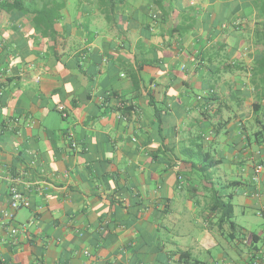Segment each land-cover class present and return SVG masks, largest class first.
<instances>
[{
	"label": "crops",
	"instance_id": "0c3cea01",
	"mask_svg": "<svg viewBox=\"0 0 264 264\" xmlns=\"http://www.w3.org/2000/svg\"><path fill=\"white\" fill-rule=\"evenodd\" d=\"M263 6L0 0V264H237L208 210L264 220Z\"/></svg>",
	"mask_w": 264,
	"mask_h": 264
},
{
	"label": "trees",
	"instance_id": "16d2710c",
	"mask_svg": "<svg viewBox=\"0 0 264 264\" xmlns=\"http://www.w3.org/2000/svg\"><path fill=\"white\" fill-rule=\"evenodd\" d=\"M262 9H264V6L262 7ZM156 18L153 17V19L155 20ZM262 54L263 55L258 59V64L254 67V71H256L255 74L264 75V49ZM252 83H254L253 80ZM114 97L115 96L108 97L105 100V103H111ZM212 98L213 96L209 97L210 100ZM212 200V206L208 210V217L214 219L213 221H211V227H213L220 235L225 237L227 241L238 245V241L242 238V236H244V231L234 221L235 215L233 194H226L225 196H221L220 192L215 191ZM250 241L251 243L249 244V251L257 249V245L261 242V237L257 234H253Z\"/></svg>",
	"mask_w": 264,
	"mask_h": 264
},
{
	"label": "rangeland",
	"instance_id": "374dc122",
	"mask_svg": "<svg viewBox=\"0 0 264 264\" xmlns=\"http://www.w3.org/2000/svg\"><path fill=\"white\" fill-rule=\"evenodd\" d=\"M235 212H234V221L243 229L246 230L249 234L248 238L251 239L253 234L263 236L264 234V220L258 214L260 213L255 208H246V215L242 214V209L238 206L239 198L235 200ZM193 233H198V230L194 228ZM245 236H242L244 238ZM230 241L225 239H219V247L212 250L213 257L216 259L219 255H222L224 252H227L230 256H234L237 264H244V261L247 258L246 249L243 246H240L238 254L234 250H231L228 245ZM242 245V244H240Z\"/></svg>",
	"mask_w": 264,
	"mask_h": 264
},
{
	"label": "built area",
	"instance_id": "2783aa9c",
	"mask_svg": "<svg viewBox=\"0 0 264 264\" xmlns=\"http://www.w3.org/2000/svg\"><path fill=\"white\" fill-rule=\"evenodd\" d=\"M199 100L201 99V97L198 98ZM119 106H123L122 103L119 104ZM57 110L61 113V115L63 116L64 119H66L68 117V113L65 110L64 106H58ZM76 143L73 141V139L71 140V148L72 149H76ZM264 169V163H262L261 165L257 166L255 168V173L258 175L259 173H261V171ZM29 204L28 202L25 200L24 196L16 189V188H12L10 190V210L8 211H0V215H2V217L4 218V220L6 221H12L14 219V213L19 210L20 208L23 207H28ZM17 230L16 229H12L11 233L13 235L17 234ZM264 240V237H263ZM253 264H259L258 261H254Z\"/></svg>",
	"mask_w": 264,
	"mask_h": 264
}]
</instances>
